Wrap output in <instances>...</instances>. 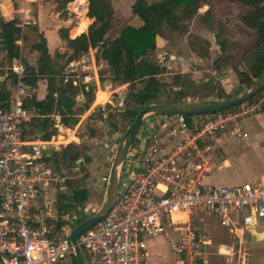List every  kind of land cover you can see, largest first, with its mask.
I'll return each instance as SVG.
<instances>
[{"label":"built area","instance_id":"1","mask_svg":"<svg viewBox=\"0 0 264 264\" xmlns=\"http://www.w3.org/2000/svg\"><path fill=\"white\" fill-rule=\"evenodd\" d=\"M23 10L14 0H0V20H14ZM35 22L28 16L21 25ZM23 34L21 30L16 41L19 47ZM0 56L9 61L0 75L7 92L5 103L0 100V264H63L72 260L75 250L71 229L62 225L58 214V197L48 190L49 180L62 177L43 148L62 145L64 140L60 134L43 139L27 132L34 117L44 116L32 103L36 89L25 81L27 66L21 53L10 60L2 37ZM82 64L70 61L65 80L73 75L76 84L91 91V74L77 72ZM111 100L92 104V112L106 111L108 104L119 110L123 97L116 103ZM263 110L264 88L251 102L194 115L192 122L183 114L152 115L153 130L141 146L135 142L138 148L124 161L130 175L120 184L113 207L78 238L88 264H151L145 240L160 236L169 238L174 264H207L213 241L201 226L204 216L219 218L231 239L216 253L227 264H249V237L264 224V176L236 185L209 179L225 138L243 140V118ZM55 125L61 128L59 121Z\"/></svg>","mask_w":264,"mask_h":264},{"label":"trees","instance_id":"2","mask_svg":"<svg viewBox=\"0 0 264 264\" xmlns=\"http://www.w3.org/2000/svg\"><path fill=\"white\" fill-rule=\"evenodd\" d=\"M57 3L64 15L67 14L66 6L74 0H53ZM215 0H135L131 5L133 15L137 16L142 24L134 26L128 24L123 27L121 32L116 36H111L109 31L113 27L115 8L112 0H88L87 17L85 20L81 3L87 0H79L76 5L77 13L86 22L87 32L69 35V29L66 27L59 28V36L66 43L67 50L61 52L56 50L53 54L48 47L46 36L39 33L38 24L32 25V29L39 33L40 41L33 44V49L39 53L35 65L26 63L27 71L25 81L34 87H37L41 79L47 80V94L43 99H35L32 103L38 106L43 117H34L28 127L27 132L42 133L43 139H50L53 135L58 134V128L51 122V114H57L61 117V125L73 127L78 121L80 115L90 107L94 101V92H87L84 101L77 100L72 93H69V86L63 84L61 75L70 61L80 59V57L89 51L95 49L96 63L104 62L105 70L99 68V78L103 82L110 81V85H125L123 104L117 111V116L121 122L128 126L135 118L138 111L145 105L155 102H178L173 100H161L169 86L172 84L164 80L163 76L167 73L168 68L162 64L156 56L157 38L168 36L169 32L177 31L180 34L187 32L186 22L190 20L198 9L205 4H212ZM237 2L249 7V10L239 14L238 18L242 24L241 30L251 35V41L248 47L237 54H224L226 47H222L223 54L214 61V70L220 68V61L224 60L225 68L232 67L237 72L239 89L235 94L220 96L219 99L231 97L242 92L249 87L264 71V0H223ZM94 18L92 20V18ZM92 21V22H91ZM90 25H89V23ZM2 31L0 37L8 48V57L19 56V46L16 43L21 34V26L18 19L11 21L0 20ZM89 25V26H88ZM79 34V35H78ZM218 41V34L216 35ZM220 44L227 41L219 42ZM64 61V63H63ZM105 71V72H104ZM108 73V74H107ZM223 74V72H222ZM188 80V81H187ZM223 88L229 87L228 77L221 76ZM198 83L186 79L179 89L182 96L190 95V92L197 89ZM213 85L207 82V85ZM205 89V88H204ZM188 91L186 94L185 91ZM200 96L203 102L207 100L206 96L201 93L192 94ZM119 97V98H120ZM176 97V96H175ZM7 92L3 85H0V100L5 103ZM254 97L248 102L253 101ZM215 101V100H214ZM110 105V104H109ZM113 109V108H112ZM111 109V110H112ZM98 112L90 114L104 120V114L110 111L97 109ZM189 122H192L191 115H186ZM97 133V128H91V135ZM90 161V157L85 155L77 144H66L62 152H52L47 158L54 167H58L60 162L66 165H74L81 157ZM58 173L57 171H55ZM76 180H66L69 191L59 193L58 197V214L61 217L75 208L80 203L87 201L89 190L79 183L75 185ZM83 220V219H82ZM81 221V220H80ZM79 221V222H80ZM61 226V223H59ZM72 264H77L75 256L72 257ZM264 264V262H263Z\"/></svg>","mask_w":264,"mask_h":264},{"label":"rangeland","instance_id":"3","mask_svg":"<svg viewBox=\"0 0 264 264\" xmlns=\"http://www.w3.org/2000/svg\"><path fill=\"white\" fill-rule=\"evenodd\" d=\"M42 1L45 2L46 0ZM49 1L51 3V9L48 12H45L47 13L45 17L48 19L49 28L57 29V27L59 26L61 28V26L64 27L66 25V28L69 29V35L72 38L76 37L74 36L72 30L77 25V23L81 21V16L78 13L74 12L72 9H68L70 3L66 6L67 14L64 15L62 13L63 10L57 7V3L55 1ZM134 1L135 0H112L115 8V16L113 19V27L108 34H110L111 36H116L121 32L123 27L128 24L134 26H139L140 24H142L141 20L137 16L133 15L131 11V4ZM236 4H234V6H230H233V9L238 13H243L249 10V7L246 5H243L241 3ZM45 5H47L46 2ZM218 9L219 7L215 5L214 12ZM52 12H54L55 14H52ZM31 14H34V16H36V18L30 17L32 21L37 19L38 13L35 4L34 6H32ZM34 24L35 23L24 25L22 43L19 47V51L23 59L30 65H35L39 56V53L32 47L35 42L40 41L39 33L37 31H34L31 27ZM186 26L187 32L185 34H180L177 31L169 32L168 36H166L167 41H161V45L158 47L159 50L156 49V56L158 58V53L161 52V54H164L165 58L161 57L160 62L169 60L170 53L181 54L187 60L192 56L194 60L198 61L199 58L193 55V53H195V55L197 54L199 57L207 59H205L204 61L205 64L207 62L211 64L221 56L220 52L222 50V47H226L224 54L225 52L229 51V47L233 48L234 46L237 47L238 50L243 51L248 47V44L251 41L250 34H245L237 28L238 25L236 24V18H230V16L223 17L222 22L217 23L216 20H213L212 18L208 17L206 13H204L202 7H200L195 15L186 22ZM196 26L199 27L201 31L197 30ZM223 26H227V28L229 29L224 30ZM198 31L209 34V36L211 37L213 32L215 35L218 34L219 42L227 41L228 39L225 38V34H228L227 36L229 38V41L226 45L225 43L219 44L217 38L213 36V43L218 45L212 47L213 43L204 36L200 35V33H197ZM50 42L52 43V39L50 40ZM61 42L62 43H60V45L55 50L65 52L67 50L66 43L64 41ZM61 46L65 49L62 48V50L61 48H59ZM164 50L167 53H164ZM52 51L54 52V49H52ZM90 51L91 49H89L88 52L84 53L80 57V59L91 57ZM198 62L202 61L199 60ZM220 62V68L214 70L212 64L210 66V73L206 72V74L210 77L209 80L199 82L197 86H195V88H197L195 91L193 89L190 92V95H188V91L186 90L185 93L187 95L182 96V93L179 94V87L185 81V78L189 79L188 76L190 74L180 72L179 68L182 65L178 60L172 61L171 63H169V66H171V68L169 69L171 73L167 75L165 74L163 76L164 80L171 83L172 85L166 89L167 91L164 94H162L161 100L166 101L173 100V98H175V100L178 101L177 103H204L203 100L200 99V96H197L198 98L195 99L191 98V100L190 96H192L193 93L198 95L199 93H201L203 96L209 94L206 96L207 100L214 101L219 100L220 96L237 93L239 89L237 72L234 71L229 75V87L227 86L223 88L222 82L220 80L221 76L223 75L222 69H225L226 64L224 60ZM8 65L9 61H6L5 57L0 56V75L5 74ZM104 66L105 65L103 61L98 63V67L102 70H105L106 67ZM87 70L88 72H92L93 69ZM81 72V69H79L80 74H82ZM207 82H210L213 85H207ZM109 84V80H105L102 82V86L104 89H111L112 91L114 90L111 97L116 103L118 102L120 95L124 94L123 87H125V85L110 86ZM116 90H119V93H117ZM107 108L110 109V111L108 112L110 113L112 111V105L108 104ZM116 114L112 117V120L117 123V126L115 128H109L102 123L104 120H100L99 117H96L98 114L90 116L85 112L80 115L79 121L75 126L65 127L62 125L63 128L58 129V134L62 135L61 139L64 140L62 145H52L47 148H43L48 156L52 152H62L65 149L66 144L73 143L77 144L80 150L83 151L85 155H88L90 157V161H87L86 158L82 156L74 165L71 166L66 165L65 162H60L58 167H54L52 165L53 169L58 172L57 174L60 173L63 177L57 178V180H49L48 190L50 193L58 196L61 192L69 191L68 186L66 185V180L68 179H71L73 181L76 180L77 182H73L75 183V185L79 183L89 190V197L87 201L80 203V205H77L71 211L61 215L63 217L62 225L68 230H70L72 226L77 224L80 220L85 219L94 211L99 209L104 200L108 183V176L110 174V168L115 155V151L124 131L128 127L121 122ZM105 117L106 116H104V118ZM155 117L156 116H150L143 120L142 125L129 148L125 161H128V159L132 156V149L138 148L137 144H140V146L142 145L143 140H145L148 135V131L153 130L152 125L153 121H156ZM191 117H194V115H191ZM57 121V118L51 117L52 123L57 124ZM242 122L247 135L246 139L242 140L236 137L226 139L227 144L223 145V156H221V153H217L215 157L216 163H218L222 158L228 157L232 161V167L230 169H233L236 172L232 174L231 177H227V169L224 168L219 170L216 164L212 176L209 179L212 183L235 185L259 178L264 174V114L263 112H261L257 115L246 116L243 118ZM91 128H97V133L95 135H91ZM29 134L32 137H37V134L35 132L33 133L30 131ZM57 135H54V138ZM132 170H134V168H132ZM129 175L130 174L128 168L124 166L120 179L121 185L128 181ZM88 206L90 207L88 208ZM203 218L205 219L206 223L208 222V230L210 231L211 236L213 235L215 244H217L218 242L227 243L228 239L224 236L226 235L227 228L220 224L219 218L215 216H204ZM262 220H264V218ZM261 226L262 224L259 225V228H262ZM169 241V238H160L155 240L154 246H161L164 252V255L159 258L161 264H174L175 256L170 251ZM148 247L150 250H153V247H151L150 243H148ZM247 248L249 251L248 263L263 264L264 238L253 241L252 238L249 237ZM210 250L212 256H210V259H208L207 264H225V260L223 257H219L218 255L214 254L216 251V247H212ZM63 264H72V261L66 260Z\"/></svg>","mask_w":264,"mask_h":264},{"label":"crops","instance_id":"4","mask_svg":"<svg viewBox=\"0 0 264 264\" xmlns=\"http://www.w3.org/2000/svg\"><path fill=\"white\" fill-rule=\"evenodd\" d=\"M14 2H15L16 5H20L21 4V5L24 6V10L21 13H19L18 16H17V18H16V19H18V24H20V26H21V30H23V28H24V26L21 25V21H22L23 18H26L28 16L29 17H33V18H36V16H34V14H31V12H32V6H34V4H35V6L37 7V13H38L37 19L34 20V21H36L35 24H38L39 33L42 32L46 36V38L48 39V41H49L48 47H49L50 52L53 54L56 51L55 49L60 45V43H62L61 42L62 40H61V38L59 36V28H60V26L57 27V29H50L49 28L48 19L45 17L46 14H47L45 12H48L51 9V6H50L51 3H50V1L49 0H46L45 1L48 6L45 5V2L42 1V0H38V1L34 2V3L27 2V1L25 2L24 0H14ZM236 3L237 2H229V1H223V0H215L210 5L209 4H205L204 6H202V9L204 10V13H206V15L208 17L212 18L213 20H216L217 23H221L223 17H229L230 16V18H236V24L239 26V27L237 26V28L241 32H243L241 30L242 24H241V22H240V20L238 18L239 14H241V13H238L236 10L233 9L234 4H236ZM215 5H217V7H219V9L214 12V6ZM230 5H233V6H230ZM87 6H88V2H87ZM86 11H87V9H86ZM52 14H55V13L52 12ZM86 15L87 14L85 12L84 15H83V17H84L85 20H87L86 19ZM87 17H89V16H87ZM90 18H92V17H90ZM93 19L94 18H92V20ZM82 23H85L86 24V22L81 18V21L78 22L77 24L80 25ZM90 23H89V25H90ZM64 27H67V26L65 25ZM75 27H77V26H75ZM196 28H197V30H200L201 31V29H199V27L196 26ZM223 29L224 30H227L229 28H227V26H223ZM85 30H88L87 24H86V29ZM85 30H82V31L77 32V33L80 34L81 32H83ZM200 31H198L197 33H200V35L204 36L210 42L213 43L212 37L213 36L216 37V35L214 34V32L212 33V37H211V36H209V34H205V33H202ZM85 32H87V31H85ZM243 33L249 34L248 32H243ZM225 35H226L225 38L228 39L227 40V43H228V41H229V38L227 36L228 34H225ZM51 39H52V43L50 42ZM161 41L162 42H165V41H167V38L166 37H160V36L157 38V49L161 45ZM217 45L218 44L213 43V46L212 47H215ZM59 48L62 49L63 47L61 46ZM52 49H54V52L52 51ZM63 49H65V48H63ZM90 49H91V51H90L91 52V57H87L86 59H75V60H77V62L81 61V64L83 63L82 66H80V65L78 66L77 72L79 73V69H81V71H82L81 72L82 73L81 75L91 74V76H92V81H91L90 86H91V90L94 92V101L91 103L90 107L85 111L86 114H89V115L92 114V113H94V112H92L93 108H91L92 104H94L96 106L98 104H102V103L109 102V100H111V98H112L111 95H112V92H113L111 89H104L103 88L102 82L100 81L99 73H98L99 67H98V64L96 63V60H95V52H94L95 49H92V48H90ZM239 51H241V50H238V48L235 47V46L233 48H230L229 47V51L225 52V54L226 55H229V54H237ZM164 53H167V52L164 50ZM220 54H223V51L222 50H221ZM193 55L195 57L197 56V58H199V60L202 61V62H198L199 60L198 61L197 60H194V58L192 56L187 60L183 55H181V54H175V53H170V59L167 60V61H165V62H163L162 59H161V61H162L161 63L162 64H165L167 66V68H168V71H167L166 75L169 74V73H171L170 70H169L171 68V66H169V63H171L172 61L178 60L180 62V64L182 65L179 68L180 72H182V73H189L190 75L188 77H189L190 81H196V83H199L201 81L209 80L210 77L206 74V72L208 73L210 71V66L212 64H214V63H211L210 64V63L207 62L205 64L204 61H205L206 58H201L197 54L195 55V53H193ZM161 57L162 58L163 57L165 58L164 54H161V52H159L158 53V59H159V61H160V58ZM220 65H221V62H220ZM87 69H89V70L93 69V70H92V72H88ZM185 69H187V70H185ZM225 70H226V72H225ZM65 72H66V68H65V71L63 72V74L61 75L62 80H63V84L69 86V93H72V95L77 100L84 101L86 99L87 92H90V90L89 91H86L84 89V86L81 83L76 84L75 83V76H73V75L72 76H68L67 77V80H65ZM222 72H223L224 76L230 77L229 75L234 72V69L232 67H229V68L227 67L225 69H222ZM196 73H201V74H196ZM179 88H181V85H180ZM179 88H177V89H179ZM35 89H36L37 99L40 100V99L45 98V96L47 94V80L46 79L40 80L38 82L37 87H35ZM100 91L107 92L108 95H107V98L105 100L102 99L100 101H97L98 100V93ZM191 98L192 99H195V98H198V97L192 95V96H190V100H191ZM186 103H188V102H186ZM262 112L264 114V110ZM53 117L57 118V120L59 121V124H60L61 128H63L62 125H61V123H60V121H61L60 115L55 114V116H53ZM50 123L53 126L57 127L54 123H52V122H50ZM61 128L58 127V129H61ZM37 136H41L42 137V133H38ZM246 137H247V135H246ZM246 137L244 139H246ZM228 138H231V137H226L223 145L227 144L226 139H228ZM223 145L221 146V148L219 149V152H218V153H221V156H223L222 153H224ZM216 164H217V167L219 168V170L224 169V168L227 169V171H226V176L227 177H231V175L236 172L233 169H230L232 167V161L228 157L222 158ZM59 175H61V177H63L62 174L59 173ZM211 176H212V174H211ZM211 176H210V178H211ZM263 176H264V174L261 175L259 178L252 179L250 181L258 180V179L262 178ZM226 185H228V184H226ZM201 226L211 236L210 231L208 230V222L206 223L205 219H204V222L201 224ZM261 227L262 228H259V226H258V231L259 232L264 230V224H262ZM224 236L228 239V242L227 243H230L231 242V239L229 237L228 230H226V235H224ZM160 238H167V237L160 236V237H157V238H147L145 240V245H146L147 250L149 251V255H150V259H151V264H161V261H160L159 258L162 255H164L163 249L159 245L158 246H154L155 240L160 239ZM211 238H212L213 243H212L210 249L212 247H216V251H215L214 254L215 255H218L216 253L217 252V248H218V246L220 244H223L224 242H218L217 244H215V241L213 239V235L211 236ZM148 243L151 244V247H153V250H150L149 249ZM169 248H170V241H169ZM170 251L175 256V254L172 252L171 248H170ZM210 252H211V250H210ZM210 256H212V253H210L209 259H210ZM218 256L221 257L220 255H218ZM175 258H176V256H175ZM225 264H227V263L225 262Z\"/></svg>","mask_w":264,"mask_h":264},{"label":"water","instance_id":"5","mask_svg":"<svg viewBox=\"0 0 264 264\" xmlns=\"http://www.w3.org/2000/svg\"><path fill=\"white\" fill-rule=\"evenodd\" d=\"M226 72V70H225ZM264 88V71L252 85L245 88L242 92L231 97L209 101L204 103H177V102H155L143 106L136 114L134 120L128 125L124 131L121 140L116 148L115 155L108 176V183L104 200L96 211L90 214L85 219L73 225L70 230V241L74 246L75 258L77 264H88L84 251L79 244L78 238L80 234L94 225L99 220L103 219L110 209L113 207L120 186V179L123 170L124 161L134 138L140 129L142 122L152 115L165 114H183V115H201L208 113H216L229 108L239 106L253 97H255ZM118 110V109H117ZM117 110H112L108 113L102 122L106 127L115 128L117 123L112 120ZM256 228L255 226H250ZM252 240H260L264 238V230L257 231L252 235Z\"/></svg>","mask_w":264,"mask_h":264},{"label":"bare ground","instance_id":"6","mask_svg":"<svg viewBox=\"0 0 264 264\" xmlns=\"http://www.w3.org/2000/svg\"><path fill=\"white\" fill-rule=\"evenodd\" d=\"M78 1H79V0H75V1L71 4V8H72V10L75 11V12H78V11L76 10V5L78 4ZM81 7H82L83 10H86V9H87V3H86V2L81 3ZM76 26H77V27H74V32H80V31L86 29V24H85V23H82V24H80V25L77 24ZM107 94H108L107 92L100 91V92L98 93V100H97V101H100V100H102V99H105L106 96H107Z\"/></svg>","mask_w":264,"mask_h":264}]
</instances>
